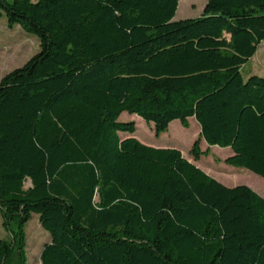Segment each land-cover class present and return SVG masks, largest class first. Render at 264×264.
Listing matches in <instances>:
<instances>
[{"label": "trees", "instance_id": "16d2710c", "mask_svg": "<svg viewBox=\"0 0 264 264\" xmlns=\"http://www.w3.org/2000/svg\"><path fill=\"white\" fill-rule=\"evenodd\" d=\"M0 0V20L40 52L0 81V209L28 264L26 228L50 242L41 264H264V197L227 187L159 137L195 119L226 164L264 179V77L242 68L264 42V0ZM208 155L196 142L195 161Z\"/></svg>", "mask_w": 264, "mask_h": 264}, {"label": "rangeland", "instance_id": "374dc122", "mask_svg": "<svg viewBox=\"0 0 264 264\" xmlns=\"http://www.w3.org/2000/svg\"><path fill=\"white\" fill-rule=\"evenodd\" d=\"M208 0H180L175 21L198 18L202 16ZM40 52L39 39L27 34L19 26L10 28L7 19L0 20V81L2 78L23 67L29 60ZM264 77V42L257 54L242 68V76L247 81L251 76ZM121 122H135L137 131L135 136L146 143L163 145L166 148L180 150L184 157L193 162L207 174L226 183L236 181L235 186H248L260 196L264 197V179L240 168L227 165L226 159L232 155L231 149L209 147L201 139V129L195 119L189 120V126L185 128L180 121L173 122L168 131L159 137L155 135L153 126L148 125L141 118L127 113L120 118ZM200 141V150L208 153L195 161L191 155L196 142ZM149 146V145H148ZM234 171L236 174L229 173ZM26 252L28 264H41V253L44 246L50 242V234L41 226L38 215H33L26 228ZM0 240L12 242V236L3 226V216L0 209Z\"/></svg>", "mask_w": 264, "mask_h": 264}, {"label": "crops", "instance_id": "0c3cea01", "mask_svg": "<svg viewBox=\"0 0 264 264\" xmlns=\"http://www.w3.org/2000/svg\"><path fill=\"white\" fill-rule=\"evenodd\" d=\"M143 144H146V145H149V146H152V147H155V148H166V147H164L163 145H155V144H153V143H151V142H145L143 139H139ZM229 173H232V174H236V172H234V171H229ZM211 176V175H210ZM214 178V177H213ZM216 180H218L219 182H221L222 184H224L225 186H227V187H230L232 184L233 185H236V184H238L236 181H234V182H228V183H226V182H224V181H222V180H220V179H218V178H215ZM236 187V186H235ZM232 188V187H231Z\"/></svg>", "mask_w": 264, "mask_h": 264}, {"label": "water", "instance_id": "95a60500", "mask_svg": "<svg viewBox=\"0 0 264 264\" xmlns=\"http://www.w3.org/2000/svg\"><path fill=\"white\" fill-rule=\"evenodd\" d=\"M237 187V186H236ZM233 188V187H232Z\"/></svg>", "mask_w": 264, "mask_h": 264}]
</instances>
